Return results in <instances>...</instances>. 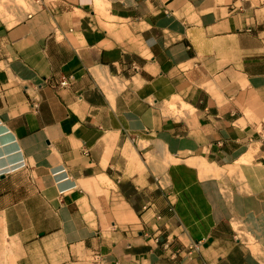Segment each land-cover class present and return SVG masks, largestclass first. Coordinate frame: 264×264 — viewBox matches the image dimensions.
Listing matches in <instances>:
<instances>
[{
  "label": "crops",
  "instance_id": "obj_1",
  "mask_svg": "<svg viewBox=\"0 0 264 264\" xmlns=\"http://www.w3.org/2000/svg\"><path fill=\"white\" fill-rule=\"evenodd\" d=\"M8 1L0 264H264V0Z\"/></svg>",
  "mask_w": 264,
  "mask_h": 264
},
{
  "label": "built area",
  "instance_id": "obj_2",
  "mask_svg": "<svg viewBox=\"0 0 264 264\" xmlns=\"http://www.w3.org/2000/svg\"><path fill=\"white\" fill-rule=\"evenodd\" d=\"M62 84H66V81H63ZM261 128H262L261 129V136H262V139L264 140V121L262 122ZM242 235H243V231L237 232V238L238 239L241 240L242 239ZM184 251H185L184 249L180 248L179 250H177L175 252V254L177 253V254L181 255ZM197 251H199L198 243H194V244H191L189 246V248L187 250V253L188 254H192L193 252H197Z\"/></svg>",
  "mask_w": 264,
  "mask_h": 264
},
{
  "label": "rangeland",
  "instance_id": "obj_3",
  "mask_svg": "<svg viewBox=\"0 0 264 264\" xmlns=\"http://www.w3.org/2000/svg\"><path fill=\"white\" fill-rule=\"evenodd\" d=\"M8 1V0H7ZM17 2H20V0L19 1H17ZM1 5H3V2H1L0 3ZM10 4H12V2L9 0L8 2H7V5H10ZM26 6V5H25ZM1 8H2V6H0ZM252 245V248H254V244H251Z\"/></svg>",
  "mask_w": 264,
  "mask_h": 264
},
{
  "label": "bare ground",
  "instance_id": "obj_4",
  "mask_svg": "<svg viewBox=\"0 0 264 264\" xmlns=\"http://www.w3.org/2000/svg\"><path fill=\"white\" fill-rule=\"evenodd\" d=\"M203 168H204V165H203ZM218 169H219V168H218ZM232 169H233V168H232ZM206 173H207V172H206ZM206 173H205V174H206ZM209 173H210V172H209ZM209 173H207V174H209ZM219 174H220V173H219Z\"/></svg>",
  "mask_w": 264,
  "mask_h": 264
}]
</instances>
